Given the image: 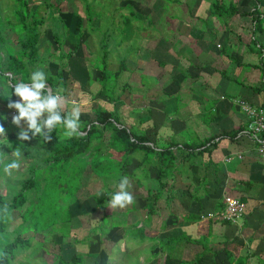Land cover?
Instances as JSON below:
<instances>
[{"label": "rangeland", "instance_id": "1", "mask_svg": "<svg viewBox=\"0 0 264 264\" xmlns=\"http://www.w3.org/2000/svg\"><path fill=\"white\" fill-rule=\"evenodd\" d=\"M40 1L43 0H29V2L33 4L32 9L35 8V4H38ZM224 1L228 2L229 0ZM233 1L236 2V4H240L243 8H249L251 4L255 6L257 5L254 0ZM59 2L60 0H54V4L58 3V9H54V7L45 11V5H43V3L39 9L40 13L44 15L46 14V22L41 27L42 33L39 44L41 51L50 48V41L53 40V26L55 22L58 21V17H61L66 21L65 23L68 26L65 41V49H67L75 44L74 33L76 32L75 26L78 19L76 16L80 15L85 17V5H87V8L89 9V13L86 15L91 16L90 19L84 20V25H87V28H85L84 34L80 40L81 46L78 49L79 55L74 56L67 61L68 65L63 69L64 76L66 77L68 73L70 76L68 84L65 86L66 95L63 94L64 92H61L63 90L62 84H60L57 89L60 94L68 98V110L71 108V102L76 101L82 108L80 119L94 120L92 112L93 108L101 106L107 110H111L113 107H116L120 121L123 125L127 127L133 125V129L139 124V121L143 122L146 119H149L150 121L153 120L157 127L161 126L160 133L163 135H169L172 131H178L185 127L186 124L187 128L183 130V133L186 135L194 137L195 131L200 137L206 136L207 122H209L208 112L214 102L207 101L202 107V105L195 100H193V102H190V100L186 101L185 98L190 94H187V90L177 94L175 96V102L174 98L167 94L171 92L169 89H167L168 92L166 93L165 90L159 89L160 86L163 88L162 85L155 86L153 81L156 79L157 75L150 76V74H153L155 70H157V63L153 62L150 64L149 61L148 65L150 67L146 69L144 66L145 62L143 61V56L146 57L143 44L146 43L147 45H153V38L157 35L163 37L169 36L171 39H173L172 36L176 37L179 30H177L178 26L173 24H178L179 20L189 25L193 22H201V24L206 25L207 23L215 22L214 25L217 27L219 24H223V21L228 20V16L216 19L207 15L208 9L206 10V8L209 0H178V2L172 1L169 4H167L168 0H63L60 4ZM261 6L264 10L263 3H261ZM17 7L18 5L15 4L14 0H0V30L2 34L9 37V39L11 36H14L12 27H19V25H16L14 19ZM131 9L134 12V17L130 14ZM125 16H129L131 19L128 23L124 19ZM199 17L202 20H200ZM189 25H181L180 31L184 32L186 30L187 32ZM182 27H186V29ZM105 32L107 33L106 35ZM103 37L108 38L107 41H109V47L112 50L111 55L107 60L109 68H118L119 60L125 59L127 69L120 72L117 77L118 80H121L122 82L123 80H128L130 83V90L126 91L129 95L127 94V96H123L121 100L114 103L105 96L97 95L96 92L99 88V84L90 82L98 75V72L95 70L96 67H98V62H96L95 57L97 56L98 58L100 55V51H97L98 43ZM95 51L98 53L93 56L94 61H92V63L95 67V69H93L89 61L85 60V58L87 59L89 54L94 53ZM171 54L172 52L169 51L168 55L172 56ZM173 56H175L174 49ZM151 59L155 60V55L153 58L151 57ZM169 63L170 65L167 64V68L172 66V62L170 61ZM59 64L60 60L52 55L47 65L51 75L52 73H55ZM185 66L186 65H184L183 70L182 63H179L174 66L173 70L184 75ZM141 73H143V75H141ZM7 74L8 73H3L0 75V124H3L5 127L7 137H12H6L11 143V147L6 145L4 151L10 153L12 148L21 145L23 152L21 168L17 172H14L11 177L6 176L3 173L2 165H0V191L3 193L7 201H10L14 194L19 191L21 180L29 176L28 171L30 165L35 161V158H33L35 152L34 149H26L27 146L25 141L21 142L18 139L17 134L20 131V128L12 123V116L18 114V112L15 108L8 107L9 100L16 101L20 98L14 94L11 95L12 89L9 81H6L7 78L5 76ZM110 76L111 77L107 83L108 87H111L114 84V74ZM243 77V74L239 76L240 79ZM184 79L185 78L183 77L179 81V79L176 78V81L178 82L177 85H182ZM140 80H144L147 85L152 82L150 84L152 92L146 91L147 93L145 94L143 101H138L140 97L143 96V86L141 85ZM174 81L175 80L173 79L172 83H174ZM169 83L166 88L171 86ZM182 87H185V85L183 84ZM111 88H113V90L115 89L116 94L120 91V84H117L116 88ZM188 102L193 105L195 103L196 109L190 107V110H188ZM165 106H167V109L164 110ZM175 106H178L179 108L176 114H174L177 115V117L165 120L164 115L171 114L170 111L174 110ZM191 111L197 112V114H192L188 119L187 116ZM183 116L185 117L183 118ZM180 117H182L181 120ZM136 120H138V122ZM23 123L24 122L21 121V124ZM142 125H147V123ZM209 128L210 127H208V129ZM107 136L108 132L103 135L104 142L108 141ZM179 136L185 135L182 134ZM94 142L96 141L93 140V143ZM10 149L11 151H9ZM109 152L114 157L119 155L112 150ZM28 154L30 155L29 158L27 156ZM200 158L203 159V157ZM198 159L199 158L196 159V164H199ZM39 160L41 161V158ZM192 161H194V159L192 160L191 158V162ZM41 169L42 170L37 171L36 173L39 182V186L36 188L37 193L35 190H28L25 192L27 199L25 204L9 213L6 230L0 236V241L2 243H6V241L12 238L14 234L19 233L26 239V244L18 243L15 247L16 257L10 264H17L19 262H26L29 264H57L59 253L62 254L63 257L68 258L72 253V250H69L68 248L73 245V238L75 236L72 237L70 229L66 230V226L70 225L66 223L67 219L73 221V230L78 228L75 232L77 238H83L84 235H87L88 232L91 231L90 228L92 224L99 221L102 212L95 210L92 213L82 214V210L89 212L91 207L94 206V203L103 200L105 195H107V198H105V205L107 206L112 195L111 189L115 187L117 180L115 172L114 174H111V179L106 188L102 186V183L93 174L90 176V179L88 176L89 180L87 182L84 181L83 176L79 177V180L78 176L75 175L74 178H68L66 181L58 179L56 181L52 180L48 183L49 176L44 174L45 167H42ZM258 173L259 172H254L253 175H251L253 178L258 179L254 185L255 187L250 191V194L253 195L252 199L256 201L254 202L255 208L252 209L253 214L257 215L253 221L254 224L258 222L261 223V219L264 216V213L260 211L257 202L261 200L264 203V181H262L264 179V174L259 173L261 174L260 176ZM130 184L131 187L129 188V191L133 196H136L134 198V203L123 208L117 207L111 209L108 206L105 210L106 215L109 218V221L106 219V223H109L107 226L108 228L111 223L114 224L117 220L122 219V221H124L126 217L125 212L130 211L131 205L136 207L137 211L127 215L128 222L139 220L137 225H143V193H145V191H143V184L138 180H132L130 181ZM177 184L179 187H184L186 183L183 181H177ZM72 205L73 207L71 209ZM156 215V217L150 218L152 227L159 225L163 218V216L159 214ZM206 217L201 220H215L214 215ZM52 221L58 223L52 227ZM216 221L219 220L216 219ZM145 222L149 223L147 220H145ZM55 227H57V229L53 230ZM13 229L15 230L12 231ZM117 230L118 233H120V230ZM133 231L134 230L129 234H126L125 237L122 236L120 238V235L114 234L117 237L101 240V250L98 256V260L100 261L99 264H103L104 262H107L108 264H153L152 261L151 263L146 262V259L152 254V252L158 254L155 258L156 261L154 264H163L165 257L164 253L166 250H169L170 247H166L163 244L164 250L160 251L159 245L155 243V240H153L154 242L150 239L147 241L139 237L136 240L131 241V236L134 235ZM213 231L214 235L212 239L214 240L213 246H215V248L222 246L221 244L216 243L215 240L221 239L224 233H226L227 236L234 238L237 232L235 229L223 231L221 225L214 227ZM104 232H107V229H104ZM104 232H101V230L95 231L98 235H101ZM195 234L193 236H196ZM97 238L99 237L97 236ZM245 239H247V236L241 241L242 246H245L243 247V250L244 248H249V243L245 242ZM87 240L88 237H84V241L87 242ZM96 242L97 241H95V243ZM67 243L69 244L68 248H66ZM151 248L153 249L151 250ZM84 252H86V249H84ZM183 252L184 250L180 251L181 254H183ZM90 254L91 255L86 258L85 264H92L94 254ZM263 255L264 234L254 241V254L253 257L249 259L248 264H263L261 259Z\"/></svg>", "mask_w": 264, "mask_h": 264}, {"label": "trees", "instance_id": "2", "mask_svg": "<svg viewBox=\"0 0 264 264\" xmlns=\"http://www.w3.org/2000/svg\"><path fill=\"white\" fill-rule=\"evenodd\" d=\"M14 1L15 4L18 5L14 19L16 25H19V27H12L14 38L11 36L10 39L3 35L0 30V75L8 73L5 76L7 78L6 81H9L10 85H14L19 81L28 83L30 82L29 78L31 73L37 69H41L47 76V81L51 90L56 92L58 86L62 84L63 90L61 92H64L63 94L66 95L65 86L68 84L70 76L68 73L65 77L63 69L67 67V61L79 55L78 49L81 46L80 40L84 34L85 28H87V25H84V20L91 18L90 15H86L89 13L87 5H85L84 8L85 17L80 15L76 16L78 19L75 26L76 32L74 33L75 44L65 49L68 26L65 23L66 21L58 17V21L55 22L53 26V40L50 41V48L41 51L39 46L42 33L41 27L46 22V14L40 13L39 9L42 3L45 5V11L54 7V9H58V3L54 4V0H43L35 4V8L32 9L33 4H31L29 0ZM62 1L63 0H60L59 4ZM172 1L178 2V0H168L167 3H171ZM255 2L258 5L261 3L264 4V0H255ZM208 10L209 15L216 19L237 13L242 14V12H238L236 2L233 0L228 2L224 0H209ZM130 14L132 16L134 14L132 9ZM244 14L251 15L252 21L255 22V26L261 30L264 16L261 15L259 8H254L250 12ZM124 19L127 23L131 20L129 16H125ZM106 34L105 32V35ZM107 39V37H103L98 43L97 51H100V55L98 58L97 56L95 57L96 62H98V67H96V69L92 61H94L93 56L97 55V51L89 54V57L87 59L85 58V60L89 61L92 68L98 72V75L90 81L91 83L94 82L99 84V88L96 92L97 95L105 96L114 103L121 100L123 96L129 95L126 91L130 90V83L128 80H123L122 82L118 80L117 77L120 72L127 69L125 59L119 60L118 68H109L107 60L112 50L109 47L110 43ZM253 43H256V41L254 40ZM52 55L60 60V64L55 73L51 75L47 65ZM112 74H114V84L111 87L116 88V85L120 84V91L116 94L115 89L113 90V88L107 86L108 80L111 77L110 75ZM141 75H143V73H141ZM140 82L146 89L147 83L144 82V80H140ZM144 96L145 94H143L138 101H143ZM178 109L177 106L176 112ZM66 111H68L67 108ZM211 111L210 109L209 112ZM92 112L94 120L80 119V131L83 135L66 138L64 136V129L60 127L54 129L51 133V141L44 142L43 138L39 135L31 140L25 141L27 146L26 149H34L35 154H33V158H35V161L29 167V176L21 180L19 191L14 194L10 201H7L0 191V236L6 230L9 213L25 204L27 200L25 192L28 190H35L37 193L36 188L39 186V182L36 173L42 170V167H45L44 174L49 176L48 183L58 179L66 181L68 178H74L75 175L78 176L79 180V177L83 176L84 181L87 182L93 174L105 188L108 187L111 174L116 172L117 180L115 187L111 189L112 194L118 190L117 185L121 177H127L129 181L138 180L143 184V191H145V193H143V225H137L139 220L128 222L127 215L137 211V208L131 205L130 211L125 212L126 217L124 221H122V219L117 220L114 224L111 223L108 228L107 226L109 223H106V219L109 221V218L105 212L108 205H105V198H107V195H105L103 200H100L101 202L98 201L94 203V206L91 207L89 212L86 211V213L85 210H82V214L92 213L95 210L102 212L99 221L92 224L90 228L91 231H89L87 235H84L83 238L76 237L75 232L78 228L73 230V221L67 219L66 223L70 225L66 226V230L70 229L72 237L75 236L73 238V245L70 248H68L69 244H66V248L72 250V253L68 258L63 257L62 254L59 253L57 264H85L86 258L91 255L90 253L94 254L92 264H99L100 261L98 260V256L101 250V240L117 237L115 235H120V238L122 236L125 237L126 234H129L132 230H134V235L131 236V241L139 237L147 241L148 239L151 241L155 240V243L159 245L160 251L164 250L163 244L166 247H170V249L166 250L164 253L165 257L163 264H248V257L253 254L238 255L232 251L229 248V245L232 243V238H227L226 241L223 242V248H221V250H216L209 244L210 232L206 235L192 236L176 228V226L170 229L165 219H161L159 225L152 227L150 219L154 218L156 215L155 206L158 200L164 197L169 202V200L175 196V191H179L181 196L186 195L195 199L197 187L206 191L208 198H212L216 204L215 207L212 206V208L207 207L204 209V203L198 201L200 208H198L197 211L193 210L187 212L184 216V218H187V222L201 220L202 216H206L207 213L218 210L220 206L223 209L224 203H221V194L219 192V190L221 191V187L212 189L214 191L211 195L207 167L213 165L217 168L219 165V162L216 163L213 161L211 154L217 148L220 141L223 139H228L230 141L234 140L237 134L245 129L246 126L244 128L238 127L231 128L230 130H221L215 135L200 139L196 136L191 137L186 135L183 133L184 129L179 130L177 134L163 135L160 133L161 126L157 127L154 121H150L149 119L143 122H138V120H136L139 124L137 126L135 125L136 127L134 129L133 125L127 127L120 121L116 107L107 110L101 106H97L92 109ZM145 123H147V125L143 126L142 124ZM106 132H108V141L104 142L103 135ZM182 134L185 136H179ZM216 138L218 139L216 140ZM93 140L96 142L93 143ZM5 148L6 145H0V149L5 150ZM110 150L119 154L117 156L119 158L112 156L109 152ZM9 151H11V149ZM198 155H202L203 157L201 163H206L205 174L199 179V181L201 180L200 186H196V178H191L190 180L189 177V181L184 187H179L178 190H175L174 185L170 183L176 179L177 174H175V171L177 168L181 167L183 162L190 158L189 156ZM27 156L28 158L30 157L29 154ZM40 158L41 161L39 160ZM214 181L215 184H218L221 179L215 176ZM251 183L250 180L244 181V184L247 186L251 185ZM135 197L136 196H134V198ZM247 197V195H241L238 198L242 201H246ZM221 208L220 210H222ZM145 220L149 223H146ZM223 221L227 222V224L231 222L228 220ZM56 223L58 222L52 221V227ZM55 229H57V227L53 230ZM104 229H107V232H104ZM117 229L120 230V233H118ZM14 230L15 229L12 231ZM97 230H101V232L104 233L98 235L95 233ZM97 236L99 238H97ZM84 237H88L87 242L84 241ZM95 241L97 242L95 243ZM18 243L26 244V239L23 238L20 233L14 234L6 243L0 241V264H10L15 260V247ZM84 249H86V252H84ZM152 249L153 248H151V250ZM183 250L184 252L181 254L180 251ZM157 256V253L152 252L146 259V262L151 263L152 261L154 264ZM220 257L224 258L223 262L218 260ZM261 259L264 264V255ZM17 264L29 263L19 262ZM103 264L108 263L104 262Z\"/></svg>", "mask_w": 264, "mask_h": 264}, {"label": "crops", "instance_id": "3", "mask_svg": "<svg viewBox=\"0 0 264 264\" xmlns=\"http://www.w3.org/2000/svg\"><path fill=\"white\" fill-rule=\"evenodd\" d=\"M236 7L238 12H242V14L237 13L228 16V20L223 21V24H219L217 27L214 25L215 22L207 23V25L201 24V22H193L189 25L179 20L178 24H173L177 25V30H179L176 37L172 36L173 39L169 38V36L163 37L157 35L153 38V45H147L143 42L146 56H143V61L145 62L144 66L148 69V67H150L148 65L149 61L150 64L153 62L157 63V70H155L153 74H150V76L157 75L158 77L153 81L155 86L162 85L163 88L160 86L159 89L165 90L166 93L168 92L167 89H169L171 92L167 94L174 98V100L177 94L187 90L186 92L187 94L190 93V96L188 95V97L185 98L186 101L190 100V102H193V100H195L200 103L202 107L207 101L214 102V105L210 108L212 111L209 112L207 133L204 137L215 135L221 130H230L231 128L238 127L244 128L246 126V117L235 100L244 99L254 106L264 107V21L261 24L260 30L255 26V22L252 21V16L244 14L250 12L254 8H259L261 15L264 16V10L261 4H257L256 6L251 4L249 8H243L240 4H236ZM207 9L208 6L206 10ZM207 15H209V10L207 11ZM183 24L186 26L189 25L187 32L186 30L184 32L180 31V27ZM182 28L186 29V27ZM254 40L256 43H253ZM172 48L174 49L175 56H173ZM169 51L172 52V56L168 55ZM154 55L155 60H152L151 57L153 58ZM170 61L172 62L171 69L166 67L167 64L170 65ZM179 63H182L183 70L184 65H186L184 71L185 76L173 70L174 66ZM241 74L244 75L242 79L239 78ZM183 77L185 79L182 81V85L184 84L185 87H182L181 84L177 85L178 82L176 81V78L180 81ZM173 79L175 80L174 83H172ZM168 83L171 86L166 88ZM150 84L147 85L146 89L143 87V94L152 90ZM190 102L187 104V109L190 110V107L196 109L195 103L193 105L190 104ZM176 108L177 106L174 107V110L170 111L171 114L164 115V119L169 120L177 117V115H174L176 114ZM165 109H167V106L164 107V110ZM192 114L195 115L197 112H189L187 116L188 119ZM184 117L185 116H183V118ZM181 119L182 117H180V120ZM208 127L210 128L208 129ZM185 128H187L186 124L185 127L180 130ZM178 132L179 130L172 131L171 134H177ZM194 135L197 138H203L198 136L195 131ZM217 139L218 138H216V140ZM189 157L190 158L183 162L181 167L177 168L175 171V174H177L176 179L170 182L174 185L175 190L179 188L177 181L187 183L189 177L190 180L191 178H196V186H200L201 180L199 181V179L205 174L206 163H201L200 157H202V155ZM211 157L214 162H219L217 168L213 165L207 167L211 195L214 191L212 189H217L218 187H221V191L219 190L221 194V203L225 196H234L238 198L241 195H247L248 197L245 201L247 203V210L242 217L239 218L237 222H230L228 224L223 220L216 221V219L187 222V218H184V216L187 212L193 210L197 211V209L200 208L198 201L204 203V209L207 207L212 208V206L215 207L216 204L212 198H208L206 191L198 187L197 191H195V199L186 195L181 196L179 191H175V196H173L169 202L164 197L158 200L155 206L156 214L163 216V218H161L165 219L170 229L176 226V228L192 236L195 233V235H206L210 232L209 244L213 249L221 250L224 245L223 242H225L227 238H232V243L229 245V248L236 254H254V241L264 234V216L261 219V223H253L255 216H257L253 214L252 210L255 208L254 202L256 201L252 199L253 195L250 194V191L255 187L254 185L258 179L253 178L251 175H253L254 172L264 174V156H259L256 153L255 147L250 140L236 136V138L231 141L228 139L220 141L217 148L212 152ZM191 158L192 160L194 159V161L191 162ZM197 158H199V164H196ZM259 175L261 176V174ZM215 176L221 179L218 184H215ZM249 180L252 182L251 185H245L244 181ZM262 181H264V179ZM257 202L260 211L264 213L263 201L260 200ZM220 208L214 210V212L221 211ZM156 216L157 215H155V217ZM220 225L223 227V231L235 229L237 232L234 238L224 233L221 239L215 240L216 243L222 246L215 248V246H213L214 240L212 239L214 235L213 229ZM245 236H247L245 242L249 243L250 250L249 248H244L243 250L245 246H242L241 241ZM252 257L253 255L248 257L247 263ZM223 259V257H220L219 260L223 262Z\"/></svg>", "mask_w": 264, "mask_h": 264}, {"label": "clouds", "instance_id": "4", "mask_svg": "<svg viewBox=\"0 0 264 264\" xmlns=\"http://www.w3.org/2000/svg\"><path fill=\"white\" fill-rule=\"evenodd\" d=\"M30 82L19 81L12 88L11 95L19 97V100H9L8 107L15 108L18 114L12 116V123L20 128L17 136L21 142L31 140L39 135L44 142L52 140L51 133L54 129L62 127L64 136L71 138L80 136V117L82 108L76 101L71 102L70 110L66 111L69 100L59 91L53 92L49 87L47 76L41 69L33 71L30 75ZM21 121L24 123L21 124ZM31 133V135H30ZM7 137L6 129L0 124V145L11 147ZM21 145L12 148L10 153L0 149V165L3 173L11 177L14 172L21 168L22 163ZM131 187L127 177H121L117 188L108 202L113 208H123L134 203V196L129 191Z\"/></svg>", "mask_w": 264, "mask_h": 264}, {"label": "built area", "instance_id": "5", "mask_svg": "<svg viewBox=\"0 0 264 264\" xmlns=\"http://www.w3.org/2000/svg\"><path fill=\"white\" fill-rule=\"evenodd\" d=\"M235 102L244 113L247 121L246 128L241 130L237 137L250 140L256 153L259 156H264V107L254 106L244 99H237ZM223 203L224 207L221 211L207 213L206 216L214 215L215 219L218 220L237 222L247 210V203L234 196H225ZM206 216H202V218Z\"/></svg>", "mask_w": 264, "mask_h": 264}, {"label": "water", "instance_id": "6", "mask_svg": "<svg viewBox=\"0 0 264 264\" xmlns=\"http://www.w3.org/2000/svg\"><path fill=\"white\" fill-rule=\"evenodd\" d=\"M156 251H157V249H156Z\"/></svg>", "mask_w": 264, "mask_h": 264}]
</instances>
